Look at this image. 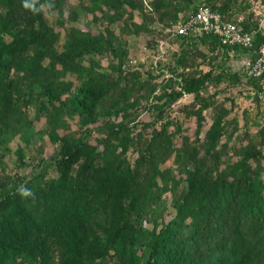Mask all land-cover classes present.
I'll return each mask as SVG.
<instances>
[{
	"label": "trees",
	"instance_id": "1",
	"mask_svg": "<svg viewBox=\"0 0 264 264\" xmlns=\"http://www.w3.org/2000/svg\"><path fill=\"white\" fill-rule=\"evenodd\" d=\"M75 1L0 0V264H264V127L256 113L251 135L243 111L234 137L233 105L207 94L209 84L245 85L258 102L264 75L247 79L228 65L246 49L165 34L178 52L158 83L132 65L127 44L145 35L156 46L152 11L168 25L207 5L235 22L249 4L151 0L147 11L143 0ZM81 18L102 30L81 28ZM241 25L255 48L264 42L252 13ZM205 40L217 52L203 72L195 57ZM185 95L182 120H165ZM140 109L154 119L133 123ZM36 139L55 154H33ZM7 164L28 175L9 176Z\"/></svg>",
	"mask_w": 264,
	"mask_h": 264
},
{
	"label": "rangeland",
	"instance_id": "2",
	"mask_svg": "<svg viewBox=\"0 0 264 264\" xmlns=\"http://www.w3.org/2000/svg\"><path fill=\"white\" fill-rule=\"evenodd\" d=\"M147 5L150 0H144ZM75 0H68V3H75ZM238 7H245L244 5L249 4L248 9L242 10L239 14H235L234 18H240L242 17L243 20L245 17L250 13L253 14V21H255L257 24H261L262 29L264 30V0H237ZM148 11V7H146ZM46 19L51 22V18L54 16V13L50 12L49 8L45 5L41 7ZM258 13V14H257ZM134 17L136 21L140 22L141 21V16L138 12H134ZM78 26H80L83 29H94L96 31H101L102 30V23L93 25L89 22V20H85L81 18L80 21H78ZM155 26V24H152V27ZM68 28V23L66 22L64 30H61V36H60V42L63 41L64 39V33L65 29ZM113 28L115 29V33L118 35L120 32L121 25H114ZM156 32V31H155ZM157 33V32H156ZM160 33V32H159ZM154 38L157 41L156 46L153 44H150L148 41L147 37L145 35H142L140 37H134V36H129L127 40L128 47L130 49V56L129 59L133 63L132 65L141 68L145 73L149 70L152 72V75L158 76L156 81L159 83L163 78L169 77V72L166 69L167 66H172L171 65V58L173 57L172 53L177 51L178 52V46L175 44L170 43V39L165 35V33H161L159 35H156L154 33ZM162 40V44H159L158 46V41ZM207 56H209L207 54ZM102 65V67H106V64L108 62V57L103 56V57H97L96 58ZM214 63V61L210 60L209 63H207L206 66H209L210 63ZM212 64V66H214ZM229 65V62H228ZM206 66L203 68L202 71H208L209 68H206ZM230 66V65H229ZM236 70V69H235ZM68 79H71V77H68ZM215 90H218L220 93L216 96V99L219 102H222L226 108H230L231 104L233 105L232 107V113L230 114V118L235 117L238 123V131L234 135V137H239L242 138V132L244 130V117H243V111H248L250 113V116L248 117V128H249V133L251 135H254L256 132V129L251 126V119L255 118V115L257 113V121L259 122L260 126L264 127V93H260L258 97V102H255L253 100V91L251 87L245 86V85H234V86H229L227 84H221L217 89L212 87L210 84L207 86V94H212L214 93ZM204 94V93H203ZM192 101V96L190 97H183L178 104H175L173 107L169 108L165 115L164 119L166 120L169 118L170 120L173 121H181L182 117L180 115V108L183 105L189 104ZM211 111L208 110L204 113L205 116V123L203 124V130L201 132V138H202V133L205 131L209 124L211 123ZM154 115H148L147 112L143 111L140 109L139 113L137 114L136 118L133 119V123L139 124L141 122H147L149 120H153ZM71 129L73 131L76 130V119H72L70 121ZM158 126V124H157ZM38 125L36 126V129H38ZM225 141V138H223L222 142ZM16 142V140H15ZM18 143V142H17ZM234 144V140L229 142V147ZM41 149L39 150V148ZM31 149V148H30ZM32 149L31 151L33 154H36V156H39V151H42V154H45L46 157H49L50 155H54L57 148L55 145H52L48 142V140L45 141H40V140H34L32 142ZM39 152V153H38ZM29 153V151H28ZM41 154V155H42ZM131 157V156H129ZM8 159H5L7 161ZM26 160V162H28ZM9 176H26L28 175V170L25 167H20V168H14L13 165L7 164L6 170H5ZM56 172L54 169H50L48 171V178L56 177ZM168 210L171 211V208L168 205Z\"/></svg>",
	"mask_w": 264,
	"mask_h": 264
},
{
	"label": "built area",
	"instance_id": "3",
	"mask_svg": "<svg viewBox=\"0 0 264 264\" xmlns=\"http://www.w3.org/2000/svg\"><path fill=\"white\" fill-rule=\"evenodd\" d=\"M242 21V17L236 19L235 22L225 21L217 11L207 5H200L195 12L188 14L179 23L169 25L156 23V26L158 31L171 37L201 38L205 35H212L223 47H239L250 51L253 59L244 69V76L247 79H258L264 75V42L255 48L253 45L254 32H246L241 25ZM258 29H262L261 24H258ZM161 41H158V46L162 44Z\"/></svg>",
	"mask_w": 264,
	"mask_h": 264
},
{
	"label": "crops",
	"instance_id": "4",
	"mask_svg": "<svg viewBox=\"0 0 264 264\" xmlns=\"http://www.w3.org/2000/svg\"><path fill=\"white\" fill-rule=\"evenodd\" d=\"M151 1V0H150ZM149 1V2H150ZM143 2L145 3V6L146 7H149L148 5H147V3L143 0ZM150 8V7H149ZM148 8V9H149ZM151 11V10H150ZM152 16H153V18H154V23L153 24H155V26H151V30L153 31V32H160V31H158V28H157V26H156V23H158V24H160V25H164V24H161V23H159L158 21H157V16H156V14L152 11ZM178 17H182V14L180 13V14H178ZM180 19V18H179ZM134 20L136 21V19H135V17H134ZM138 22V21H137ZM179 22H181V20H179V21H177L176 23H179ZM168 24V22H165V24ZM173 24V23H172ZM169 25V24H168ZM155 32V33H156ZM210 48H211V50H210ZM197 52H198V54H196V57H195V59H196V63H200V65H199V67H198V69L199 70H203V68L207 65V63L210 61L209 59H208V57L212 60V56H214L215 54H216V52H217V50H214V51H212V43L209 41V40H205L204 42H199L198 43V46H197ZM215 52V53H214ZM173 53H176V51L175 52H173ZM172 53V54H173ZM207 54L209 55V56H207ZM205 56H207V58L206 59H204V57ZM230 57H231V60L229 61V65L235 70H237V71H239V70H242V71H244V69L250 64V62H251V60L253 59V55H252V53H250L249 51H240V53H237V54H230ZM171 61V65L173 66V61L172 60H170ZM206 68H209V70L211 69V65H209V66H206ZM189 69V68H188ZM188 69H186V71L188 70ZM190 70H192L191 68H190ZM203 72H205V71H203ZM184 97H190L189 95H185Z\"/></svg>",
	"mask_w": 264,
	"mask_h": 264
},
{
	"label": "clouds",
	"instance_id": "5",
	"mask_svg": "<svg viewBox=\"0 0 264 264\" xmlns=\"http://www.w3.org/2000/svg\"><path fill=\"white\" fill-rule=\"evenodd\" d=\"M25 7H27V5H25Z\"/></svg>",
	"mask_w": 264,
	"mask_h": 264
}]
</instances>
